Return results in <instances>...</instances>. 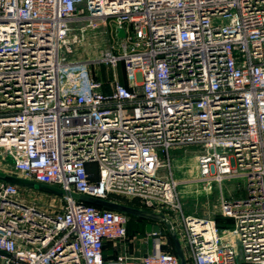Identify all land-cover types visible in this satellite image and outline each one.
Instances as JSON below:
<instances>
[{
  "label": "built area",
  "instance_id": "built-area-1",
  "mask_svg": "<svg viewBox=\"0 0 264 264\" xmlns=\"http://www.w3.org/2000/svg\"><path fill=\"white\" fill-rule=\"evenodd\" d=\"M80 19L109 22L114 41L66 61ZM185 145L200 148L196 179L218 186L230 226L182 212L170 150ZM2 159L64 195L43 209L0 180V264H180L156 243L106 260L130 215L72 193L164 215L186 264H264V0H0ZM239 177L245 195L226 198L222 182Z\"/></svg>",
  "mask_w": 264,
  "mask_h": 264
},
{
  "label": "rangeland",
  "instance_id": "rangeland-1",
  "mask_svg": "<svg viewBox=\"0 0 264 264\" xmlns=\"http://www.w3.org/2000/svg\"><path fill=\"white\" fill-rule=\"evenodd\" d=\"M70 27L72 45L71 52L66 56V61L74 60L81 62L95 60L100 57L114 41L112 26L109 22L107 24L98 22L97 27H91L88 26L87 20L80 19L71 22ZM96 71L97 77L103 80L110 77L111 74V70L108 67L100 66ZM117 72L119 73V79L123 80V75L121 74L119 67ZM199 152L200 148L194 145H185L170 150V161L173 175L179 181L178 195L182 212L200 218L213 219L216 224H227L225 220H223L224 216L221 215L219 210L220 190L218 186L215 183H212L211 188H206L196 179V155ZM6 161L8 160L4 161L2 159V161H0V174H11L20 177V174L13 170L9 164H4ZM245 190V179L242 177L232 178L222 182V192L226 198H240L245 195ZM110 196L118 197V199L122 201L128 200L122 196L114 194ZM18 198L26 203L38 205L43 209H53L54 211L58 210V205L60 204L58 198L49 195L46 192L24 186L19 187ZM168 215L170 216L169 218L172 220L174 227L178 229L176 214L169 212ZM144 221L145 220L143 219L138 220L136 218H131L127 225V229L130 231L128 237L135 234L139 238L135 239L136 242H140L139 252L133 255L142 256L150 253L154 250L155 243L161 251L171 250L172 246L169 228L163 223H160L158 233L156 235H150L145 231ZM171 229L174 230L173 227ZM144 237H147L148 239H144ZM146 248L148 250H146Z\"/></svg>",
  "mask_w": 264,
  "mask_h": 264
},
{
  "label": "water",
  "instance_id": "water-1",
  "mask_svg": "<svg viewBox=\"0 0 264 264\" xmlns=\"http://www.w3.org/2000/svg\"><path fill=\"white\" fill-rule=\"evenodd\" d=\"M124 35H125V33H124L123 29H118L117 37H124ZM0 180H2L4 182H8V183H14V184H17L19 186L28 187L31 189H36V190L43 191V192L53 194V195H57V196L64 195V191L61 190L60 188L50 186V185H46V184H42V183H39V182H36L33 180H28V179H25V178H22V177H19L16 175L0 174ZM71 195L73 198H75L79 201L91 203V204H94V205H97V206H100L103 208L112 209V210L123 212V213L129 214V215H134V216H137L139 218L150 219V220H154V221L167 223L166 217L162 214H156V213H153V212L148 211V210L130 207V206H127V205H124V204H121L118 202H114V201H111L108 199H99V198H94L91 196L80 195V194H75V193H72ZM145 230L147 232H150L151 230L157 231V230H159V226L156 224L147 223L145 225ZM169 232H170V236L173 240L174 247H175V253L179 258L180 264H186L180 242H179L174 230L171 229L170 225H169Z\"/></svg>",
  "mask_w": 264,
  "mask_h": 264
},
{
  "label": "crops",
  "instance_id": "crops-1",
  "mask_svg": "<svg viewBox=\"0 0 264 264\" xmlns=\"http://www.w3.org/2000/svg\"><path fill=\"white\" fill-rule=\"evenodd\" d=\"M110 200L114 201V202H118L115 199H110ZM146 220L147 221L144 222V227L147 224V222L151 223V224L157 223V221H154V220H150V219H146ZM136 238H138V236L134 234L133 236L128 237L125 240L106 241L105 246L103 248V255H104L105 259L109 260V261H114L116 256L122 252H126V253L134 256V257H139V255H133V254H136L137 252H139V250H140V248H139L140 242H136V240H135ZM144 239H148V238L144 237ZM151 246H152V244H151ZM146 250H148V249L146 248Z\"/></svg>",
  "mask_w": 264,
  "mask_h": 264
},
{
  "label": "trees",
  "instance_id": "trees-1",
  "mask_svg": "<svg viewBox=\"0 0 264 264\" xmlns=\"http://www.w3.org/2000/svg\"><path fill=\"white\" fill-rule=\"evenodd\" d=\"M121 65H122V64L119 65V68H120V71H121V74H122ZM123 80H124V78H123ZM108 199H109V200H110V199H115V200H117V201H118L119 203H121V204H124V205L130 206V207H134V208H139V209H140V206H139V204H138L137 201H133V200H131V201H130V200L122 201V200L118 199V197L116 198V197H111V196H108ZM131 218H132V219L136 218V219H138V220H142V219H143V218H139V217L134 216V215H130V219H131ZM143 220L147 221L146 219H143ZM223 220H225V222H226L227 224H224V225H223V223H217V226H218L219 229H223L224 227H228V226H230V225L232 224V220H231L230 218L224 217ZM145 221H144V222H145ZM128 231H129V230L127 229V232H128ZM128 233H130V231H129ZM104 246H105V244H104ZM171 246H172V249L169 250V251L175 253V247H174V243H173L172 238H171ZM103 256H104V255H103ZM104 258H105V257H104Z\"/></svg>",
  "mask_w": 264,
  "mask_h": 264
}]
</instances>
